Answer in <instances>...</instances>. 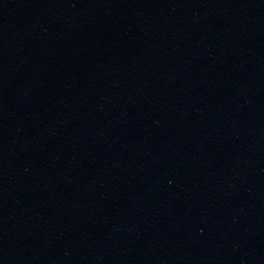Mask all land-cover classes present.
I'll use <instances>...</instances> for the list:
<instances>
[{"label":"water","instance_id":"95a60500","mask_svg":"<svg viewBox=\"0 0 264 264\" xmlns=\"http://www.w3.org/2000/svg\"><path fill=\"white\" fill-rule=\"evenodd\" d=\"M0 264H264V0H0Z\"/></svg>","mask_w":264,"mask_h":264}]
</instances>
